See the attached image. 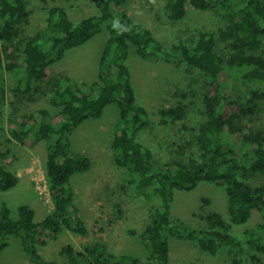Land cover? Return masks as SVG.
I'll return each mask as SVG.
<instances>
[{
	"label": "trees",
	"instance_id": "trees-1",
	"mask_svg": "<svg viewBox=\"0 0 264 264\" xmlns=\"http://www.w3.org/2000/svg\"><path fill=\"white\" fill-rule=\"evenodd\" d=\"M43 1L47 4L45 24L20 38V24L28 15L25 0H0V68L1 55L10 47H20V56L6 64L8 70L15 72L16 93L37 92L39 83L48 78L49 65L69 48L103 31L108 38L100 54L97 79L91 83L92 94L79 89L67 75L53 78L49 98L58 108V120L50 122L49 110L38 108L21 115L18 126L10 129V140L21 144H28L30 139L35 142L54 138L44 161L53 208L35 221L31 206L20 204L18 217L12 218L9 207L2 203L0 252L8 246L9 236H15L32 264H170L169 236L177 235L194 241L209 254L228 250L235 255L233 264H264V184L250 182L251 178L264 175V128L247 127L245 123L256 116L264 100V52H257L264 41V0H165L164 14L171 21L184 17L187 3L195 9H213L220 14L227 22L219 34L227 42V54L216 48L214 33L206 30L189 43L178 41L164 46L150 28L128 15V0H94L96 14L78 22L70 20L65 6L57 0ZM131 52L151 62L177 60L209 77L206 87L210 92L203 96L207 119L195 131L196 160L180 157L159 162L136 139V132L147 121L125 63ZM234 88L239 89L244 100L232 96ZM180 94L170 105L158 107V124L180 123L181 129H186L187 105L185 94ZM110 104L118 110L110 144L114 163L128 175L137 192L153 201L147 222L139 232L147 255L143 259L114 253L103 238H98L78 251L71 244L62 246L60 254L65 262L47 260L39 252V247L47 244L45 235L64 230L80 235L89 232L77 211L71 179L88 171L91 160L86 154L71 150L69 135L84 121L101 117ZM231 105L236 108L228 112ZM18 180L15 172L0 165V192L14 187ZM204 181L224 186L229 222L218 212H208L204 217L207 227L189 228L170 214L174 193L190 191ZM203 202L208 200L203 198ZM254 210L261 211L263 218L247 226ZM233 225L246 226L235 235Z\"/></svg>",
	"mask_w": 264,
	"mask_h": 264
},
{
	"label": "rangeland",
	"instance_id": "rangeland-1",
	"mask_svg": "<svg viewBox=\"0 0 264 264\" xmlns=\"http://www.w3.org/2000/svg\"><path fill=\"white\" fill-rule=\"evenodd\" d=\"M25 2L28 15L20 24V38L42 28L47 15V4L43 0ZM57 2L65 6L73 22L97 12L94 0ZM164 3L165 0H128L126 12L134 21L150 28L166 47L178 41L189 43L197 38L200 31L206 30L214 33L216 48L224 54L228 53L227 42L219 37L227 22L215 10H199L187 3L184 17L171 21L164 14ZM107 38L108 33L103 31L83 44L66 50L62 58L49 65L48 78L39 83L38 91L28 94L14 91L15 72L6 68L11 59L16 60L20 56L17 49L20 47H10L1 55L0 86L3 88V98L0 96V165L15 172L19 180L14 187L0 192V206L5 203L12 218L18 217L17 207L20 204H27L34 209L35 221L41 220L52 210L53 202L44 172V161L54 138L35 142L30 139L28 144H21L10 140V129L18 126L21 115L35 112L38 108L49 110L50 122L58 120V108L51 104L49 98L53 78L67 75L79 89L92 94L91 83L97 79L98 62ZM257 52H264V41ZM125 63L136 100L146 110L144 119L147 124L136 132V139L148 147L159 162L180 157L189 161L197 158L195 131L199 123L207 119L203 96L206 91L210 92V88L206 87L209 77L198 68L177 60L151 62L133 52ZM180 93L185 94L183 99L187 105L184 121L186 129H181L180 123L174 126L158 124V107L170 105ZM232 96L239 101L244 100L239 89L234 88ZM235 108V105L229 106L228 112ZM117 117L116 105L110 104L101 117L84 121L69 135L71 150L86 154L91 160L88 171L71 179L77 211L85 220L89 232L80 235L64 230L55 235H45L47 244L39 247L43 257L65 262L60 254L62 246L71 244L78 251L98 238H103L109 250L114 253H126L143 259L147 255L146 243L139 232L147 222L148 210L153 201H148L137 192L128 175L114 163L110 144ZM245 123L247 127L264 128V100L256 116L247 119ZM250 182L254 185L264 184V175L253 177ZM203 198L208 202H203ZM208 212H218L229 222L227 195L223 185L204 181L190 191H175L170 214L189 228L207 227L204 217ZM262 214L254 210L246 225L253 226L260 222ZM244 226L233 225L232 232L239 235ZM8 241V246L0 252V264H31L20 239L9 236ZM169 249L170 264H233L235 257L226 249L215 254L206 253L194 241L177 235L169 236Z\"/></svg>",
	"mask_w": 264,
	"mask_h": 264
},
{
	"label": "crops",
	"instance_id": "crops-1",
	"mask_svg": "<svg viewBox=\"0 0 264 264\" xmlns=\"http://www.w3.org/2000/svg\"><path fill=\"white\" fill-rule=\"evenodd\" d=\"M129 15V14H128ZM130 16V15H129ZM18 176V175H17ZM44 258H46V257H44ZM47 260H49L48 258H46ZM32 264V263H31Z\"/></svg>",
	"mask_w": 264,
	"mask_h": 264
},
{
	"label": "built area",
	"instance_id": "built-area-1",
	"mask_svg": "<svg viewBox=\"0 0 264 264\" xmlns=\"http://www.w3.org/2000/svg\"><path fill=\"white\" fill-rule=\"evenodd\" d=\"M45 172V171H44Z\"/></svg>",
	"mask_w": 264,
	"mask_h": 264
}]
</instances>
